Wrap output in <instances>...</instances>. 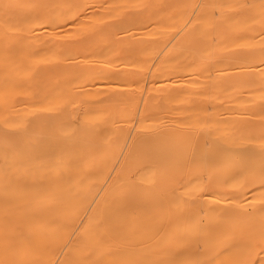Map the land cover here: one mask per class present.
Returning <instances> with one entry per match:
<instances>
[{"label": "bare ground", "instance_id": "obj_1", "mask_svg": "<svg viewBox=\"0 0 264 264\" xmlns=\"http://www.w3.org/2000/svg\"><path fill=\"white\" fill-rule=\"evenodd\" d=\"M16 70L56 102L58 222L0 264H188L201 227L264 215V0H0Z\"/></svg>", "mask_w": 264, "mask_h": 264}, {"label": "rangeland", "instance_id": "obj_2", "mask_svg": "<svg viewBox=\"0 0 264 264\" xmlns=\"http://www.w3.org/2000/svg\"><path fill=\"white\" fill-rule=\"evenodd\" d=\"M14 74L0 87V111L6 107L12 114L10 129L0 117V245L31 246L34 241L38 246L57 233V136L56 131L51 136L48 120L56 114V102L39 105L47 81L31 83L28 73ZM42 117L48 121L40 130ZM228 220L237 225L201 227L190 236L196 239L186 253L188 264H264V215L246 213ZM178 259L173 264H180Z\"/></svg>", "mask_w": 264, "mask_h": 264}]
</instances>
